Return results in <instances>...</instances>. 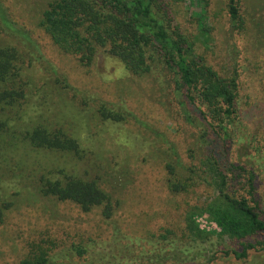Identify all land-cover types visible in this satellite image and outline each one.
<instances>
[{
    "label": "rangeland",
    "instance_id": "obj_1",
    "mask_svg": "<svg viewBox=\"0 0 264 264\" xmlns=\"http://www.w3.org/2000/svg\"><path fill=\"white\" fill-rule=\"evenodd\" d=\"M53 1L0 0L40 52L26 65V99L11 113L13 122L0 142V264H20L40 249H52L51 255L60 257L58 264H264V252H250L245 261L225 257V251H240V245L214 236L221 230L207 215H197L195 221L213 237L191 242L187 236V213L212 192L200 187L175 193L167 186L172 147L187 164H198L203 152L199 131L184 118L173 75L158 67L152 74L135 76L107 54L83 68L39 27ZM239 1L244 20L240 31L231 26L229 0L165 4L170 30L189 41L195 56L221 75L234 68L240 73L239 103L248 111L244 122L249 132L241 143L248 142L251 150L245 159L261 156L264 163V0ZM15 46L21 50L16 38L0 30V49ZM64 78L71 88L65 87ZM104 107L122 120L103 118L99 110ZM36 125L62 131L69 146L43 151L24 145L27 130ZM231 157L238 159L235 153ZM68 177L96 183L111 196V216L100 207L84 212L71 201L42 192L43 178ZM259 179L264 192V172ZM236 188L237 196L246 195L243 186ZM75 247L87 254L77 256Z\"/></svg>",
    "mask_w": 264,
    "mask_h": 264
},
{
    "label": "trees",
    "instance_id": "obj_2",
    "mask_svg": "<svg viewBox=\"0 0 264 264\" xmlns=\"http://www.w3.org/2000/svg\"><path fill=\"white\" fill-rule=\"evenodd\" d=\"M239 3L229 0L235 31L244 28ZM169 18L165 0H54L44 11L39 27L54 46L76 57L83 68H90L99 54H107L117 58L135 76L152 74L158 67L173 75L184 118L199 131L203 152L198 164H187L172 147L166 164L171 176L167 186L175 193H190L200 187L209 189L212 196L186 215L187 236L191 242L210 240L213 234L223 241L238 242L240 251L228 250L224 256L245 261L250 252H264V192L259 184L264 163L261 156L245 159L251 156V150L248 142L241 143L249 132L244 122L248 111L239 103L240 73L234 68L232 73L221 75L195 56L189 41L170 30ZM0 30L16 38L21 47L0 49V142L4 143L9 132L7 124L13 122L10 115L26 99V65L40 52L29 32L11 20L1 2ZM50 70L53 77L58 75L55 68ZM64 85L71 88L66 78ZM99 113L106 120H122L105 107ZM62 135L58 129L36 125L27 130L22 143L43 151L66 149L69 142L62 140ZM250 136L255 139L257 135ZM10 146L14 149L17 144ZM234 153L238 156L235 161L231 157ZM64 180L43 178L42 192L59 201H71L84 212L100 207L107 217L111 216L114 200L96 183L71 177ZM237 186H243L245 196H237ZM197 215L209 216L220 233L201 231L195 221ZM3 217L0 208V223ZM51 250L40 249L20 264H58L60 257L51 255ZM74 251L80 257L87 254L83 247H75ZM215 258L214 255L207 262Z\"/></svg>",
    "mask_w": 264,
    "mask_h": 264
}]
</instances>
